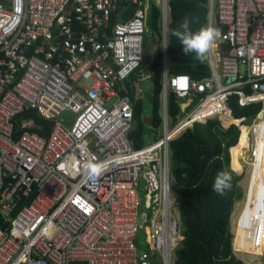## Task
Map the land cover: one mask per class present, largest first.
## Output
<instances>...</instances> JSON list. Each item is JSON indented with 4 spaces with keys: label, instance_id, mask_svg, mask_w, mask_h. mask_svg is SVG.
Returning <instances> with one entry per match:
<instances>
[{
    "label": "built area",
    "instance_id": "2783aa9c",
    "mask_svg": "<svg viewBox=\"0 0 264 264\" xmlns=\"http://www.w3.org/2000/svg\"><path fill=\"white\" fill-rule=\"evenodd\" d=\"M154 1L163 124L135 148L134 102L155 59L144 62L147 2L0 0V264H175L184 234L169 144L195 122L217 117L237 124L240 136L245 127L243 171L261 164L264 175V0L208 1L206 25L221 35L206 58L210 75L199 80L168 73L169 0ZM167 90L184 112L173 125ZM233 94L241 106L262 102L250 123L232 116ZM29 107L53 121L48 137H16Z\"/></svg>",
    "mask_w": 264,
    "mask_h": 264
},
{
    "label": "trees",
    "instance_id": "16d2710c",
    "mask_svg": "<svg viewBox=\"0 0 264 264\" xmlns=\"http://www.w3.org/2000/svg\"><path fill=\"white\" fill-rule=\"evenodd\" d=\"M142 7L146 10L147 34L153 42L155 59L149 66L152 82V100L150 109L143 106V98L134 102V122L128 134L133 147H143L148 141L156 139L162 119V57L159 45L161 37L160 7L153 0H144ZM209 0H169L170 22L167 34V70L169 74L186 73L192 79L199 80L210 75L206 59L196 58L194 53L185 55L180 41L171 32L180 26L186 17L192 31L206 26ZM139 6L131 5L132 9ZM147 55V54H146ZM145 59V63L147 62ZM131 79H133L131 77ZM202 95V94H201ZM200 95V96H201ZM199 98L191 101L186 110H191ZM229 107L234 118L245 117L244 123H250L262 107V102H253L245 106L238 104V96L229 98ZM168 119L175 124L183 115L181 100L175 92L169 90L167 96ZM32 119V125L22 127V120ZM16 137L28 130L48 137L53 126L51 119L45 118L29 107L16 119ZM225 122L230 121L226 115ZM152 126L153 128L149 127ZM240 128L232 123L224 127L217 117L206 122H195L179 136L170 141V161L173 176L172 190L180 200V215L184 238L176 249L175 264H246L237 256L233 248L234 238L240 236L248 241L249 253H262L264 243L250 239L242 228L246 207L238 215L236 233L231 229V216L234 205L243 196L239 182L243 166L234 153L239 145ZM239 142V143H238ZM233 166V167H231ZM236 170H234V169ZM221 171L231 174V187L220 195L213 191L216 176ZM253 176V175H252ZM250 176L249 178H251ZM260 230L253 229L254 232ZM259 248V250H258Z\"/></svg>",
    "mask_w": 264,
    "mask_h": 264
},
{
    "label": "clouds",
    "instance_id": "9594fccd",
    "mask_svg": "<svg viewBox=\"0 0 264 264\" xmlns=\"http://www.w3.org/2000/svg\"><path fill=\"white\" fill-rule=\"evenodd\" d=\"M171 34L180 41L185 55L194 53L196 58L201 61L207 58L221 35L220 31L211 24L192 31L187 17L181 21L179 28L172 30ZM88 169L93 176L99 175L100 167L98 165L89 164ZM231 180L232 176L229 172H219L213 184V191L223 195L225 190L231 187Z\"/></svg>",
    "mask_w": 264,
    "mask_h": 264
},
{
    "label": "rangeland",
    "instance_id": "374dc122",
    "mask_svg": "<svg viewBox=\"0 0 264 264\" xmlns=\"http://www.w3.org/2000/svg\"><path fill=\"white\" fill-rule=\"evenodd\" d=\"M149 34H147L148 36H147V39H146V45H147V51H149V53L152 54L153 51H155V49L158 46V44L153 46V42H152L151 38L149 37ZM159 44H160V42H159ZM150 54H147L148 55V57H147L148 61H149V58H150ZM141 86L143 88V97H142L143 98V104H144L143 106L145 107V109L149 110L150 106H151V100H152V94H153L152 82H151L150 79H147V80H145V81H143L141 83ZM168 92H169V90L166 91V96H168ZM113 101H114V98H112L108 102V105H110ZM162 105H163V100H162ZM239 141H240V139H239ZM248 169H250V166L248 164H245L244 165V171H243V174H242L243 176H242V178H241V180L239 182L240 186L243 189V196L238 202H236L237 203L236 206L238 208V215H239V213L241 212V210L243 208V205H244V202H245V198H246L247 183H248V179H249V171H248ZM236 227H237V218L233 221V224H231V229H232V231L234 233V237H235V233H236L235 232L236 231ZM235 252H236V254L238 253L237 256H239L240 258L241 257L243 258V260H244V262L246 264H252L253 262H254L253 264H264V255H255V254L246 252V253H244V256H243V252L242 251H236L235 250ZM251 254L253 255V257H252ZM247 256H248V258H250V260L247 259Z\"/></svg>",
    "mask_w": 264,
    "mask_h": 264
},
{
    "label": "crops",
    "instance_id": "0c3cea01",
    "mask_svg": "<svg viewBox=\"0 0 264 264\" xmlns=\"http://www.w3.org/2000/svg\"><path fill=\"white\" fill-rule=\"evenodd\" d=\"M155 3H156V1H155ZM159 45L162 49L161 43ZM146 51H147V45H146ZM146 54H150L149 51H147ZM154 55H155V51H153V53L150 54L149 61L151 59V56H154ZM147 57H148V55L145 57V59ZM167 60H168V58H167ZM149 61L147 60V62H149ZM248 183H249V186H247L245 205H244V207H246L247 210H246L245 215H244V222L242 223V228L245 232H247V234L249 235V238L252 239V230L253 229L260 230L264 233V228H263L264 224L263 225L261 224V227L259 225V221L262 220V215L264 213V204H261V200H264V187L259 191H256V190H253L252 188H250V186H253V185H256V186L261 185V184L255 182L253 178L248 179ZM236 205H237V203H235V205H234L236 208L234 207V209H233V213L231 216V224L237 218V215H238V208Z\"/></svg>",
    "mask_w": 264,
    "mask_h": 264
},
{
    "label": "bare ground",
    "instance_id": "6f19581e",
    "mask_svg": "<svg viewBox=\"0 0 264 264\" xmlns=\"http://www.w3.org/2000/svg\"><path fill=\"white\" fill-rule=\"evenodd\" d=\"M232 120V118L230 117V121ZM225 122V121H224ZM227 122H229V121H227ZM227 122H225V123H227ZM240 143H239V145L238 146H236L235 148H234V153H235V155H236V157L238 158V159H240V155L243 153V148L245 147V146H247V130H246V128L244 127L243 128V131H242V134H241V136H240ZM233 167V166H232ZM250 169H248V171H249ZM253 175V176H252ZM250 176H252L251 178H253L254 179V181L255 182H257V183H259V184H261V185H259V186H256V185H253V186H250V188H252L253 190H256V191H259V190H261L263 187H264V175H263V167H262V165L261 164H255L254 166H253V168L251 169V171L249 172V177ZM251 178H249V179H251ZM246 184V183H245ZM247 186H249V183H247ZM244 201V200H243ZM261 204H264V200H261ZM244 205H245V202H244ZM243 205V206H244ZM235 207V206H234ZM236 208V207H235ZM236 218V217H235ZM233 219V218H232ZM237 219H238V216H237ZM262 220H264V213H263V215H262ZM244 222V221H243ZM235 223V222H234ZM233 224V223H232ZM234 226V225H233ZM263 228H264V226H263ZM252 238H253V241H255L256 243H258V246H261L263 243H264V233H261V232H259V231H256V232H254V234H253V236H252ZM234 246H235V248L236 249H238V250H240V251H242L243 252V256H244V253H246V252H248V247H249V243H248V241H244V240H242V238L240 237V236H236L235 238H234ZM258 250H259V248H258ZM235 251V250H234ZM240 253V252H239ZM238 254V253H237ZM252 255V254H251ZM255 256V255H254ZM239 257V256H238ZM251 257V256H250ZM252 257H253V255H252ZM255 258V257H254ZM241 259H243L242 257H241ZM247 259H249L250 260V258H248V256H247ZM248 261V260H247ZM254 263V262H253ZM252 263V264H253Z\"/></svg>",
    "mask_w": 264,
    "mask_h": 264
},
{
    "label": "water",
    "instance_id": "95a60500",
    "mask_svg": "<svg viewBox=\"0 0 264 264\" xmlns=\"http://www.w3.org/2000/svg\"><path fill=\"white\" fill-rule=\"evenodd\" d=\"M232 167V166H231ZM233 248L235 249L234 242H233Z\"/></svg>",
    "mask_w": 264,
    "mask_h": 264
}]
</instances>
